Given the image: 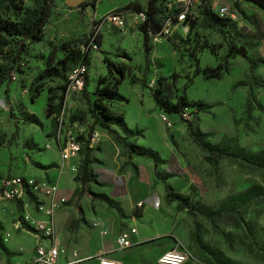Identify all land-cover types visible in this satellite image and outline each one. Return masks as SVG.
Wrapping results in <instances>:
<instances>
[{
	"label": "rangeland",
	"instance_id": "obj_1",
	"mask_svg": "<svg viewBox=\"0 0 264 264\" xmlns=\"http://www.w3.org/2000/svg\"><path fill=\"white\" fill-rule=\"evenodd\" d=\"M40 1L0 0V16L20 18ZM131 1L83 0L71 7L65 0H55L42 42H26L14 64L16 48L0 51V72L14 67L6 101V85L0 87V183L12 175L45 177L55 186L56 196L66 199L54 213L56 233L63 235L60 264H96L95 257L104 253L122 264H156L158 256L171 249L187 253L186 264H264V168L252 166L240 151L264 150V13L244 0H208L212 8L229 6L235 17L230 29L220 32L208 27L198 15L187 32L177 29L167 38L149 35L146 43L140 26L121 30L100 22L96 27L98 20ZM95 32L100 47L91 53L85 91L92 100L98 80L116 75L109 73V67L125 69L118 87L121 99L108 103L110 111L124 121V128L110 125L119 140L98 126L91 127L85 92L66 101L64 91L58 115L44 116L48 91L52 90L57 104L66 81L41 80L39 75L64 59L63 45L81 49ZM232 41L247 47L256 62L252 68L239 55L225 60ZM219 64L227 68L221 78L202 75L205 67ZM36 90L40 94L31 101ZM158 90L169 105L180 98L188 103L185 118L165 113L171 128L162 122L164 112L152 98ZM60 116L80 145L76 173L62 166L57 138ZM194 137L226 151L216 168L205 161L207 153ZM126 145L156 153L157 174L152 160L131 154ZM86 147L89 180L81 175ZM141 167L146 169L149 188L132 203L129 194ZM62 176L64 187H60ZM250 188L257 189L243 195ZM101 194L113 201L112 207L98 199ZM178 197L186 198L188 206ZM29 201L27 214L42 218L39 208L47 209L49 198L32 196ZM226 207L237 209L233 221L205 216ZM11 208L13 213L0 211V257L7 264H15L16 259L27 264L34 241L14 225L19 222L29 232L31 228L20 218L23 210ZM132 227L137 236L129 249L116 251L109 243L102 246L104 252L95 251L94 240L111 241ZM7 233L11 239L4 245L1 237ZM19 247L25 251L21 255Z\"/></svg>",
	"mask_w": 264,
	"mask_h": 264
},
{
	"label": "trees",
	"instance_id": "obj_2",
	"mask_svg": "<svg viewBox=\"0 0 264 264\" xmlns=\"http://www.w3.org/2000/svg\"><path fill=\"white\" fill-rule=\"evenodd\" d=\"M207 1L208 0L200 1V9L198 11V15L202 17V20L205 25L214 28L220 32L222 29H230V23L232 20L229 18H219L216 13L212 11V7L208 5ZM244 1L254 4L257 8H259V10L264 13V0ZM54 5L55 0H41L33 7V9L24 11L22 17L20 18L12 20L0 16V51L7 47L17 49L16 56L12 58V64L16 63L19 59L20 54L25 49L26 42H42L44 37V28L52 15V8H54ZM19 11V13H22L21 9H19ZM117 11L143 12L146 15V20L140 26V31L144 36L145 43L148 40L149 35H155L161 31L163 23L167 17V10L164 4V0H145V3H143L141 0H134L126 4L122 9H119ZM193 21L194 19L188 18V22L186 23L189 24ZM95 40L100 47V38H96ZM88 43L89 38L84 43V46H86ZM61 49L65 53L64 59L59 60L57 62V66H51L44 69V71L39 75V78L41 80L57 78L61 81H67L68 73L72 69H69V67L71 66V64H76L77 62H80L79 64L86 65L90 69V52H83L82 49L79 48L73 49L70 44L63 45ZM236 55L243 57L249 63L251 68L256 64V62L248 56V49L246 46H237L236 43L232 41L229 43L228 52L226 54L225 60H227L229 57ZM13 70L14 67L11 66L5 71L0 72V87L3 84L6 85V88L4 90L5 101L8 98V86L13 82V77L10 76V73ZM108 70L109 73H116V75H112L111 78L102 77L98 80L96 89L93 93L92 100L89 99L85 91L88 87V75H86L85 77V85L81 93L85 92V95L87 96V109L90 118L92 119L91 127L93 128L95 126H98L99 128L106 130L108 133L113 134L115 138L119 140L117 133L110 128V125L114 124L124 128V121L122 117L117 116L112 111H110L108 103H112L121 99V96L118 93V87L125 78V69L123 67L116 66L113 67V69L109 67ZM226 70V66L219 64L217 67L214 68L205 67L204 69H202L201 73L206 78H221L226 72ZM65 88L66 83L60 86L61 95L57 98V104L54 103L55 99L51 95L52 90L48 91L46 108L44 110V116L46 118H51L54 114L58 115V113L60 112L64 99ZM39 92L40 91L36 90L31 96L30 100L33 101L36 97H38L40 94ZM159 94V90L153 92L152 98L156 106L164 113H174L179 115L184 108L188 107V103L183 98H180L175 105H169L163 101V98L159 97ZM33 117L34 116H31L29 118ZM194 138L196 142L200 145V147L207 153V155L205 156V161L216 168L219 161L227 155L225 153L226 151L216 146L209 147L207 145H204L199 138ZM126 147L128 148L131 154L146 157L152 160L154 163V174H157L156 167L158 158L156 153L132 145H126ZM240 151L252 166L258 169L264 168V150L255 154H246L245 151L241 149ZM90 163L91 161L89 158V148L86 147L84 159L81 165V175L87 180L90 179V172L88 168ZM256 189L257 188H250L243 195L255 192ZM97 197L100 201L106 203L110 207H112L114 204L113 201L106 195L101 194ZM177 199L181 203H183V205L188 206L186 198L178 197ZM236 213L237 209H234L232 207H226L221 208L213 213L205 214V216L208 219L222 217L227 221H233V215H235Z\"/></svg>",
	"mask_w": 264,
	"mask_h": 264
},
{
	"label": "built area",
	"instance_id": "obj_3",
	"mask_svg": "<svg viewBox=\"0 0 264 264\" xmlns=\"http://www.w3.org/2000/svg\"><path fill=\"white\" fill-rule=\"evenodd\" d=\"M201 0H164V4L167 10V17L163 23L162 29L159 33L153 35L154 37L167 38L174 34L177 29L188 31V18L195 19L198 16ZM214 2L218 0H213ZM234 2H240L242 0H233ZM212 11L221 18L235 19L233 13H231L228 5H220L219 7L212 8ZM146 15L143 12L134 11H114L105 16L102 21L98 23L107 22L118 29L124 30L129 26H141L146 20ZM96 32L92 33L89 37V43L86 46H82V51H88L90 53L96 52L99 49V45L96 42ZM90 69L84 65L79 64L73 67L68 73L66 88H65V100L72 94H79L83 91L85 85V77L89 75ZM187 108H184L180 116L187 117ZM162 122L171 128L173 123L169 116L165 113L161 115ZM95 137L97 134L94 135ZM57 138L60 143L62 166L66 167L71 173L77 172V164L75 163L80 153V145L76 141L72 131L66 129L65 122L62 116L58 119L57 124ZM32 196H44L49 198V207L43 209L39 208L40 215H43L40 219H32L27 214L29 208V199ZM66 199L56 196V188L46 178H35L25 175H12L7 176L1 180L0 183V209L3 211H10L12 204H19L22 209L21 220L28 223L31 229L30 232L23 229L19 222L14 225L16 230H21L31 234L34 237V248L31 250V257L27 264H60V257L64 254V249L57 245V233L54 223V213L57 211ZM102 235H106V231H101ZM136 234L135 229H130L128 233H124L115 237L114 248L116 251H125L134 245L132 237ZM2 242L6 245L11 236L9 233L2 235ZM25 251L22 247H19L17 253L23 254ZM76 257V253H74ZM81 261V260H80ZM96 264H122L121 261L106 257L100 254L95 257ZM188 261L187 253L171 249L161 253L157 260V264H186ZM0 264H7L0 257ZM15 264H22L19 259H16Z\"/></svg>",
	"mask_w": 264,
	"mask_h": 264
},
{
	"label": "crops",
	"instance_id": "obj_4",
	"mask_svg": "<svg viewBox=\"0 0 264 264\" xmlns=\"http://www.w3.org/2000/svg\"><path fill=\"white\" fill-rule=\"evenodd\" d=\"M132 1H134V0H132ZM131 1V2H132ZM130 3V2H129ZM142 168V167H141ZM43 178H45V177H43ZM65 177L64 176H62L61 178H60V182H61V184H60V187H64V183H65ZM148 188H149V179H148V176H147V172H146V169H144V168H142V171L140 172V176H139V180L137 181V183L133 186V188H132V190H131V192H130V194H129V199H130V201L132 202V203H134V202H138V201H140L146 194H147V190H148ZM12 205H15V206H19L20 207V205L19 204H12ZM0 211H2L3 213H11L10 211H3V210H1L0 209ZM58 217V216H57ZM58 222H59V218H57V227H58ZM133 229H135L134 227H132ZM136 230V229H135ZM101 231H103L102 229H100V233H101ZM27 234H29V233H27ZM32 238H33V241H34V243H35V240H34V237L31 235V234H29ZM63 235L62 234H60L59 232L57 233V245L60 247V248H62L63 246L61 245V244H63V237H62ZM136 236H137V232H136V234L132 237V239H133V241H134V243L136 242ZM115 237L116 236H114L113 237V239L111 240V241H109V240H104V239H101V238H99V239H96V240H94V245H93V247L95 248V251H100V252H104V249H103V245H107V244H109V243H111V244H113V247H114V241H115ZM70 243H72V242H70ZM91 246V245H90ZM101 248V249H100ZM29 256L31 257V251L29 252ZM103 255H105V253L103 254ZM106 257H109V258H113V259H116V258H114L113 257V255L111 256V255H105ZM62 257V256H61ZM60 257V258H61ZM116 260H118V259H116ZM77 262H79V261H77Z\"/></svg>",
	"mask_w": 264,
	"mask_h": 264
},
{
	"label": "water",
	"instance_id": "obj_5",
	"mask_svg": "<svg viewBox=\"0 0 264 264\" xmlns=\"http://www.w3.org/2000/svg\"><path fill=\"white\" fill-rule=\"evenodd\" d=\"M68 6H78L83 0H65Z\"/></svg>",
	"mask_w": 264,
	"mask_h": 264
}]
</instances>
